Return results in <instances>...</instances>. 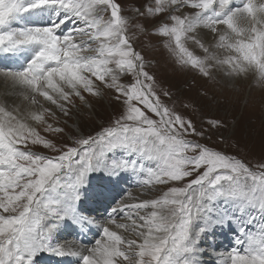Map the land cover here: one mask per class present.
I'll return each instance as SVG.
<instances>
[{
  "label": "snow or ice",
  "instance_id": "6c2138e0",
  "mask_svg": "<svg viewBox=\"0 0 264 264\" xmlns=\"http://www.w3.org/2000/svg\"><path fill=\"white\" fill-rule=\"evenodd\" d=\"M125 8L0 0V57L15 65L0 67V264H38L44 253L75 264H264V163L189 139L205 131L164 102L171 94L157 93L134 43L157 35L181 68L251 76L264 88V0H146L127 6L129 16ZM106 93L120 105L110 124L60 145L38 130L63 139L61 118ZM133 178L140 196L115 195ZM86 201L109 206L97 217ZM66 227L99 238L60 243ZM218 237L230 238L228 250Z\"/></svg>",
  "mask_w": 264,
  "mask_h": 264
},
{
  "label": "rangeland",
  "instance_id": "374dc122",
  "mask_svg": "<svg viewBox=\"0 0 264 264\" xmlns=\"http://www.w3.org/2000/svg\"><path fill=\"white\" fill-rule=\"evenodd\" d=\"M119 2L126 6L123 14L129 16L131 13L127 11V6L133 3L143 4L146 0ZM145 23L151 28L155 21ZM162 40L163 38L157 35H139L134 43L136 49L141 51L150 63L148 71L158 85L157 93L161 96L162 91L171 94L170 99L162 96L164 102L186 119H191L197 131H205L203 138H188L198 139L202 144L234 155L250 167L264 163V88L257 87L251 76L232 81L220 73H214L215 78L206 79L195 70L181 68L163 48ZM189 47L194 48L193 45ZM196 51L202 55L199 50ZM127 79L126 77L125 80ZM112 95L106 93L102 99L89 96L91 109L81 107L79 113L74 110L71 118L62 117V121H68L67 126L63 123L60 125L66 127L63 139L59 135L44 132L42 126H39L38 130L42 136L55 140L58 145L71 143V136L91 134L110 124L119 115L120 105L112 99ZM77 103L79 104V101ZM209 120L220 121L221 127L210 128ZM68 133H71V136ZM30 147L34 151L54 155L42 145ZM106 206H109L108 202ZM84 207L91 215H95L90 206L85 204ZM44 255L46 256V253Z\"/></svg>",
  "mask_w": 264,
  "mask_h": 264
},
{
  "label": "bare ground",
  "instance_id": "6f19581e",
  "mask_svg": "<svg viewBox=\"0 0 264 264\" xmlns=\"http://www.w3.org/2000/svg\"><path fill=\"white\" fill-rule=\"evenodd\" d=\"M0 66L4 65H10V66H15L11 60L5 57H0ZM176 66V65H175ZM234 81V80H232ZM2 81H0L1 83ZM237 83V82H235ZM7 88V85L5 84H0V93H3ZM127 179V178H125ZM96 181H94L95 183ZM127 189L128 191H131L133 195L135 196H140V190L136 187L135 185V178L132 180H129L127 183L124 181L120 182L119 188L117 189V192L115 195L120 194L122 189ZM141 198H148V197H141ZM85 204L87 206L91 207V211L95 213L93 216L99 217L100 215L104 214L106 212V209L108 206H106V203L104 204H95L91 203L89 201H86ZM96 229H93L92 231L87 233V236L85 238L84 233L80 232L79 229L73 230V228H62L59 233L57 234L56 239L60 243H67L71 245L74 242H79L81 240H84L87 242L88 240H93L94 238H99L98 236L95 235ZM218 241L222 244L221 251H226L229 249L230 246V238H225V237H218ZM214 259V258H213ZM38 264H75V258L73 257H57L54 255H50L46 253V256L43 254L39 261ZM209 264H211V260L209 261Z\"/></svg>",
  "mask_w": 264,
  "mask_h": 264
}]
</instances>
